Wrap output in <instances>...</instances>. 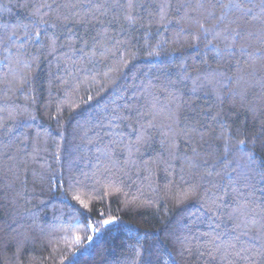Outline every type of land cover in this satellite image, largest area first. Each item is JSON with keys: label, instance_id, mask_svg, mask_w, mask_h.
<instances>
[{"label": "trees", "instance_id": "1", "mask_svg": "<svg viewBox=\"0 0 264 264\" xmlns=\"http://www.w3.org/2000/svg\"><path fill=\"white\" fill-rule=\"evenodd\" d=\"M0 264H264V0H0Z\"/></svg>", "mask_w": 264, "mask_h": 264}, {"label": "snow or ice", "instance_id": "2", "mask_svg": "<svg viewBox=\"0 0 264 264\" xmlns=\"http://www.w3.org/2000/svg\"><path fill=\"white\" fill-rule=\"evenodd\" d=\"M242 143H243V142H242ZM104 223H105V225H108V224L111 223V221L105 220ZM89 227H91V226H89ZM77 239H79V238H77ZM88 240L91 241V240H92V237L89 236V237H88Z\"/></svg>", "mask_w": 264, "mask_h": 264}]
</instances>
